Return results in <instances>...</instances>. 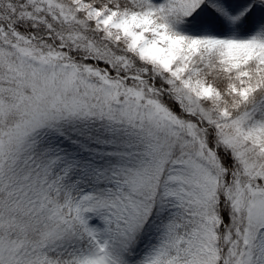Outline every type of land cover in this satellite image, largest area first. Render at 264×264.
<instances>
[{"label":"snow or ice","instance_id":"obj_1","mask_svg":"<svg viewBox=\"0 0 264 264\" xmlns=\"http://www.w3.org/2000/svg\"><path fill=\"white\" fill-rule=\"evenodd\" d=\"M0 264H264V0H0Z\"/></svg>","mask_w":264,"mask_h":264}]
</instances>
